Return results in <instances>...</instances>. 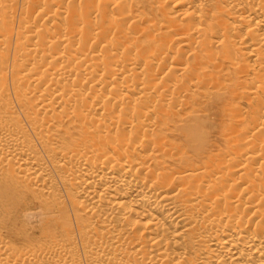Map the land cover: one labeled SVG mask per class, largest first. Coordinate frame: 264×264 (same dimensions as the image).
<instances>
[{
	"label": "bare ground",
	"instance_id": "obj_1",
	"mask_svg": "<svg viewBox=\"0 0 264 264\" xmlns=\"http://www.w3.org/2000/svg\"><path fill=\"white\" fill-rule=\"evenodd\" d=\"M0 264H264V0H0Z\"/></svg>",
	"mask_w": 264,
	"mask_h": 264
}]
</instances>
